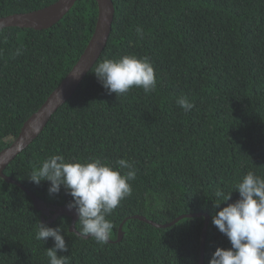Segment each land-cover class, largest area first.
<instances>
[{
    "label": "trees",
    "instance_id": "1",
    "mask_svg": "<svg viewBox=\"0 0 264 264\" xmlns=\"http://www.w3.org/2000/svg\"><path fill=\"white\" fill-rule=\"evenodd\" d=\"M58 0H0V19L32 13ZM114 21L96 62L124 55L153 62L156 90L133 87L108 94L94 68L42 133L4 170L38 200L58 208L73 198L63 187L49 195V182L29 181L49 156L83 162L99 158L133 163L132 195L110 216V242L98 244L69 232L71 220H41L32 200L0 179V264H49L53 240H36L38 222L60 227L68 246L58 256L69 264H198L204 218L209 224L204 262L230 241L212 224L215 191L239 199L235 185L248 171L264 178V0H111ZM94 0H76L47 30L0 31V153L59 86L83 54L97 21ZM143 29L138 39L136 28ZM22 55L16 56V49ZM195 107L184 112L176 98ZM122 173L126 170H121ZM227 206L221 205V208ZM76 211L75 208H72ZM123 237L116 242L118 229ZM81 230L79 218L75 224Z\"/></svg>",
    "mask_w": 264,
    "mask_h": 264
},
{
    "label": "clouds",
    "instance_id": "2",
    "mask_svg": "<svg viewBox=\"0 0 264 264\" xmlns=\"http://www.w3.org/2000/svg\"><path fill=\"white\" fill-rule=\"evenodd\" d=\"M138 39L144 32L136 28ZM17 48L15 55H22ZM108 94L116 96L127 94L133 87L142 88L148 94L156 90V75L153 62L149 57L138 58L124 55L119 59H104L96 64L93 72ZM176 104L189 112L194 107L187 96L176 98ZM14 140V139H13ZM12 140V141H13ZM118 168L99 158L68 161L63 155L56 154L43 160L30 173L29 181L39 185L49 182V195L59 194L61 187L73 198L69 209H76L82 237H91L100 245H106L114 228L106 217L120 206L121 202L132 195L131 181L137 176L132 162L126 159L116 161ZM121 170H126L122 173ZM226 194L222 188L215 191L214 209H219L212 217V224L230 241L229 249L217 248L208 264H264V178L248 171L235 185L239 199L228 203L232 193ZM227 206L221 208V205ZM36 240H53L54 246L46 250L49 264H69V257L58 256L67 252L68 246L61 228H52L38 222Z\"/></svg>",
    "mask_w": 264,
    "mask_h": 264
},
{
    "label": "water",
    "instance_id": "3",
    "mask_svg": "<svg viewBox=\"0 0 264 264\" xmlns=\"http://www.w3.org/2000/svg\"><path fill=\"white\" fill-rule=\"evenodd\" d=\"M97 5V21L94 32L88 42L83 54L80 56L77 63L71 71L59 84V86L46 99L41 108L33 114L22 126L18 136L12 141L11 145L0 153V179L7 184L17 186L21 191L25 192L32 200L33 208L41 213L43 221L50 213L47 204L32 196L26 189L19 184L6 178L3 174L5 168L25 149H27L36 138L42 133L46 124L51 119L52 115L76 92L78 86L83 81L85 76L90 72L96 64L101 54L103 53L108 38L111 33L112 23L114 21V7L111 0H94ZM76 0H58L55 4L28 14L13 15L0 19V31L6 28H22L26 30L42 31L47 30L62 20L65 15L72 9ZM68 217L71 220L69 232L76 233L75 224L78 220L77 212L69 207H60L53 212V218L49 223L54 222L58 217ZM184 218H204V225L201 233V249L198 264L204 262V243L206 231L209 224V217L198 214L186 217H180L170 224L157 225L149 222L142 217H135V220L144 222L156 229H165L173 226L178 221ZM121 227L118 229V237L116 242H120L123 237ZM89 237H83L88 239ZM110 242V241H109Z\"/></svg>",
    "mask_w": 264,
    "mask_h": 264
},
{
    "label": "flooded vegetation",
    "instance_id": "4",
    "mask_svg": "<svg viewBox=\"0 0 264 264\" xmlns=\"http://www.w3.org/2000/svg\"><path fill=\"white\" fill-rule=\"evenodd\" d=\"M47 207H48V209L50 211V213H48V216L47 217H49L50 219H52L53 218V212L55 210L59 209V208L56 207V206H54V205L48 204V203H47Z\"/></svg>",
    "mask_w": 264,
    "mask_h": 264
},
{
    "label": "rangeland",
    "instance_id": "5",
    "mask_svg": "<svg viewBox=\"0 0 264 264\" xmlns=\"http://www.w3.org/2000/svg\"><path fill=\"white\" fill-rule=\"evenodd\" d=\"M11 140H13V139H11Z\"/></svg>",
    "mask_w": 264,
    "mask_h": 264
}]
</instances>
